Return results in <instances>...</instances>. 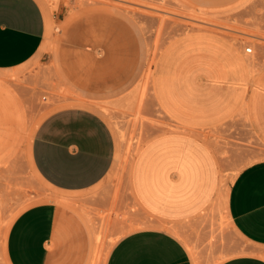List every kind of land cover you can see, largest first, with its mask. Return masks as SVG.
I'll return each mask as SVG.
<instances>
[{"label": "rangeland", "instance_id": "rangeland-1", "mask_svg": "<svg viewBox=\"0 0 264 264\" xmlns=\"http://www.w3.org/2000/svg\"><path fill=\"white\" fill-rule=\"evenodd\" d=\"M39 1L48 22L41 50L19 67L0 70V243L20 211L54 200L61 208L63 264H107L123 236L149 227L178 236L194 264L264 252L238 232L228 210L238 174L264 157V147L244 120L202 134L215 153L218 178L213 200L198 215L179 221L153 214L133 180L143 147L161 133L182 129L162 112L153 94V67L163 46L191 30L216 31L244 49L252 47L249 57L261 67L264 0ZM73 105L100 112L117 141L111 171L82 193L51 189L31 157L42 121Z\"/></svg>", "mask_w": 264, "mask_h": 264}, {"label": "crops", "instance_id": "crops-1", "mask_svg": "<svg viewBox=\"0 0 264 264\" xmlns=\"http://www.w3.org/2000/svg\"><path fill=\"white\" fill-rule=\"evenodd\" d=\"M47 23L39 0H0V70L35 57ZM152 88L159 108L182 129L161 133L143 147L133 180L153 214L180 221L198 215L215 195L218 164L203 132L244 120L264 147V65L254 64L242 44L228 35L191 30L163 46L153 67ZM116 154L117 141L108 121L97 110L80 105L48 115L31 148L39 177L65 193L86 192L99 184L113 168ZM228 210L238 232L264 247V157L238 174ZM60 212L54 200L20 211L0 243V264H63ZM107 264L194 262L178 236L149 227L123 236ZM220 264H264V252L234 256Z\"/></svg>", "mask_w": 264, "mask_h": 264}, {"label": "built area", "instance_id": "built-area-1", "mask_svg": "<svg viewBox=\"0 0 264 264\" xmlns=\"http://www.w3.org/2000/svg\"><path fill=\"white\" fill-rule=\"evenodd\" d=\"M245 50H246L247 53H251L253 51V48L248 46V47H246Z\"/></svg>", "mask_w": 264, "mask_h": 264}, {"label": "bare ground", "instance_id": "bare-ground-1", "mask_svg": "<svg viewBox=\"0 0 264 264\" xmlns=\"http://www.w3.org/2000/svg\"><path fill=\"white\" fill-rule=\"evenodd\" d=\"M102 235V234H101Z\"/></svg>", "mask_w": 264, "mask_h": 264}]
</instances>
